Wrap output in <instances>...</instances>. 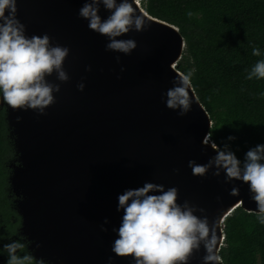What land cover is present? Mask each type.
Here are the masks:
<instances>
[{
	"label": "water",
	"instance_id": "obj_1",
	"mask_svg": "<svg viewBox=\"0 0 264 264\" xmlns=\"http://www.w3.org/2000/svg\"><path fill=\"white\" fill-rule=\"evenodd\" d=\"M83 2L17 0L28 36L48 33L52 44L70 49L63 62L70 78L58 81L55 72L47 77L60 90L44 113L0 102L20 162L8 181L19 197L16 210L28 248L48 264H106L110 255L114 264H129L130 255L111 251L112 228L122 215L116 211L117 194L145 181L176 186L178 202L205 208L210 222L219 221L222 243L229 213L237 207L255 213L257 205L247 182H225L224 173L215 176L212 169L203 177L193 175L188 166L190 159L206 163L215 149L202 143L212 122L198 98L183 117L161 100L181 73L176 63L185 43L179 29L146 12L147 30L120 37L137 41L130 55L106 51V37L77 15ZM136 7L145 12L139 0ZM100 15L108 11L101 7ZM233 186L237 195L230 194ZM105 217L107 231L100 228ZM203 255L201 245L188 264H201Z\"/></svg>",
	"mask_w": 264,
	"mask_h": 264
},
{
	"label": "clouds",
	"instance_id": "obj_2",
	"mask_svg": "<svg viewBox=\"0 0 264 264\" xmlns=\"http://www.w3.org/2000/svg\"><path fill=\"white\" fill-rule=\"evenodd\" d=\"M136 4L137 0H84L77 15L87 21L88 28L106 37V51L130 55L137 47V41L120 37L150 27L148 14ZM101 7L108 11L106 17L100 15ZM17 13V0H0V102L13 109L30 108L44 113L46 107L55 102L53 93L60 90V84L47 77L55 72L58 81L70 78L63 66L70 49L67 45L52 44L48 33L28 36L26 25ZM187 15L192 16V12ZM252 55L264 56V52L253 44ZM116 60L120 61L119 55ZM87 70H91L90 65ZM121 71H124L123 65ZM246 71L248 80L264 79V58ZM192 76L191 70L178 73L172 78V86L161 92L165 106L177 110L181 117L197 102ZM84 87L83 81L77 84L81 91ZM235 139L234 135L227 137V141ZM202 143H211L215 155L206 163L190 159L188 166L192 174L203 177L212 169L215 176L223 172L225 182L233 179L247 182L250 198L257 205V220L264 224V143L248 148L243 159L237 157L227 142L217 146L211 137H204ZM178 191L176 186L166 188L164 184L145 181L142 186L129 187L118 193L116 211L122 215L119 226L112 228L115 239L111 251L117 256L130 255L129 264H188L194 251H199L203 245L201 264H223L219 254L222 243L217 236L218 219L210 222L206 209L187 199L178 202ZM238 192V186L230 189L231 195ZM108 223L109 218L105 217L101 230L107 231ZM2 249L7 254L6 264H45L43 258L23 251L25 243L20 239H9ZM114 259L110 255L106 264H114Z\"/></svg>",
	"mask_w": 264,
	"mask_h": 264
},
{
	"label": "trees",
	"instance_id": "obj_3",
	"mask_svg": "<svg viewBox=\"0 0 264 264\" xmlns=\"http://www.w3.org/2000/svg\"><path fill=\"white\" fill-rule=\"evenodd\" d=\"M139 2L150 16L176 26L183 36L185 44L176 68L193 71L195 94L212 122L211 140L217 146L229 143L240 159L248 148L264 143V95H260L264 79L245 78L246 70L264 58L252 55L253 44L264 52V0ZM189 11L192 16L187 15ZM229 135L236 139L227 141ZM12 148L5 108L0 105V176H5L4 187ZM9 201L7 194L0 198V207L8 217ZM223 234L219 252L223 264H264V224L254 212L235 208L224 220Z\"/></svg>",
	"mask_w": 264,
	"mask_h": 264
},
{
	"label": "flooded vegetation",
	"instance_id": "obj_4",
	"mask_svg": "<svg viewBox=\"0 0 264 264\" xmlns=\"http://www.w3.org/2000/svg\"><path fill=\"white\" fill-rule=\"evenodd\" d=\"M9 199L8 209L11 211L9 217L3 214L5 209L0 207V264H6L7 254L3 252L2 245L7 243L9 239H20L23 243H25V249L23 251L31 252L28 248V242L20 234V216L18 215L15 205L12 202L13 199L11 196ZM12 211L16 212V216Z\"/></svg>",
	"mask_w": 264,
	"mask_h": 264
},
{
	"label": "rangeland",
	"instance_id": "obj_5",
	"mask_svg": "<svg viewBox=\"0 0 264 264\" xmlns=\"http://www.w3.org/2000/svg\"><path fill=\"white\" fill-rule=\"evenodd\" d=\"M9 138H10V141H11V144H12V147H13L12 148L13 151H12L8 161H7V166H8L7 174L8 175H7V185L5 187H4V183L6 182L5 181V176H4V174L0 176V198L4 197L6 194H7L8 197L11 196L12 199H13L12 202L15 205V208H16L15 200L18 199L19 197L14 195L12 193V191L10 190L8 178H9L10 174L13 172V167L20 165V162L18 161V153L15 151L13 140H12V137L10 136V134H9ZM20 234H21V219H20ZM23 237L25 238V240L29 244V241L26 239V237L25 236H23ZM45 264H48V263L45 261Z\"/></svg>",
	"mask_w": 264,
	"mask_h": 264
}]
</instances>
